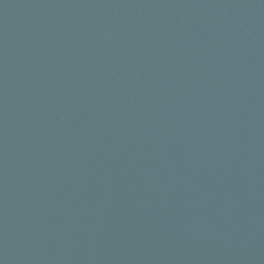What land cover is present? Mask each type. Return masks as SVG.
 Returning <instances> with one entry per match:
<instances>
[{"label": "water", "instance_id": "1", "mask_svg": "<svg viewBox=\"0 0 264 264\" xmlns=\"http://www.w3.org/2000/svg\"><path fill=\"white\" fill-rule=\"evenodd\" d=\"M0 264H264V0H0Z\"/></svg>", "mask_w": 264, "mask_h": 264}]
</instances>
